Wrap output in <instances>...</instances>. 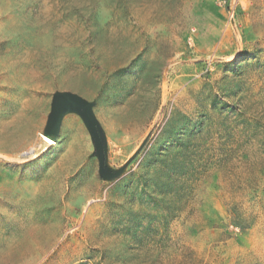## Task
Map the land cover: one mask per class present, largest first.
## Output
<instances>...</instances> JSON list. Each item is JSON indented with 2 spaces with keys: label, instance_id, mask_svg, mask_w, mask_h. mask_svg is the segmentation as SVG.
Listing matches in <instances>:
<instances>
[{
  "label": "rangeland",
  "instance_id": "rangeland-1",
  "mask_svg": "<svg viewBox=\"0 0 264 264\" xmlns=\"http://www.w3.org/2000/svg\"><path fill=\"white\" fill-rule=\"evenodd\" d=\"M0 264H264V0H0Z\"/></svg>",
  "mask_w": 264,
  "mask_h": 264
},
{
  "label": "water",
  "instance_id": "water-1",
  "mask_svg": "<svg viewBox=\"0 0 264 264\" xmlns=\"http://www.w3.org/2000/svg\"><path fill=\"white\" fill-rule=\"evenodd\" d=\"M93 107V102L87 101L78 94L67 91L55 92L51 98L50 112L47 116L42 135L56 141L65 115L69 113L78 114L90 135L94 148L93 156L96 157L98 162V174L100 178L104 180H113L122 174L128 164L141 150L144 143L122 167L117 170L110 169L106 163V137L94 114Z\"/></svg>",
  "mask_w": 264,
  "mask_h": 264
},
{
  "label": "bare ground",
  "instance_id": "bare-ground-1",
  "mask_svg": "<svg viewBox=\"0 0 264 264\" xmlns=\"http://www.w3.org/2000/svg\"><path fill=\"white\" fill-rule=\"evenodd\" d=\"M52 24V23H51ZM45 25V24H44ZM31 29V28H30ZM15 32V31H14ZM17 33V32H16ZM23 34V33H22ZM26 34V33H25ZM64 34V33H63ZM18 35H20V34H18ZM17 36V35H16ZM35 36V35H34ZM30 37V36H29ZM61 38V37H60ZM19 47H21V45L19 46ZM17 49V48H16ZM167 50V49H166ZM7 52V51H6ZM9 52V51H8ZM17 52V51H16ZM16 54V53H15ZM34 54V53H33ZM164 55V54H163ZM17 58V57H16ZM10 59V58H9ZM8 59V60H9ZM36 59V58H35ZM38 59V58H37ZM28 62V61H27ZM18 63H19V61H18ZM17 63V64H18ZM21 64V63H20ZM39 64V63H38ZM42 65V64H41ZM10 66V65H9ZM9 79V78H8ZM11 79V78H10ZM16 82H20V83H24V79H21L20 77L19 78H17L16 79ZM41 142H42V144H43V146H42V148H46V147H50V146H52V145H55V142H54V140H52V139H50V138H48V137H46V136H44V135H41ZM31 151H33V150H31ZM27 152H25V153H23V154H26ZM27 156V155H26ZM37 155H32V157H36Z\"/></svg>",
  "mask_w": 264,
  "mask_h": 264
}]
</instances>
